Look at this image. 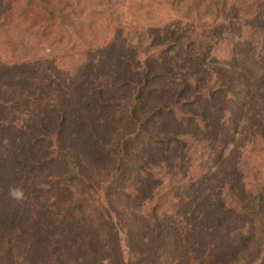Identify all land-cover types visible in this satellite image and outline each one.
I'll return each instance as SVG.
<instances>
[{"label": "trees", "instance_id": "1", "mask_svg": "<svg viewBox=\"0 0 264 264\" xmlns=\"http://www.w3.org/2000/svg\"><path fill=\"white\" fill-rule=\"evenodd\" d=\"M172 1L114 0L113 5L116 6L112 10L100 9L96 12L90 9V13L97 14L101 21L95 24L81 21L86 34L76 39L77 45L73 46L77 48L76 52L81 50L90 59L79 66L89 71L88 80L87 74L84 80L78 72L83 69L71 70L76 71L72 73V78L78 91H71V94L65 92L60 99L50 97L53 80L47 79L46 83H41L33 77H27L25 81L21 57L13 52L7 56L3 54L5 46L9 50L15 41L10 37L9 25L1 23L0 193L3 194L8 186L20 179L32 178L30 174L38 172L42 180L37 181V189L32 191L31 200L37 197V201L43 203L41 207L48 218L32 220L40 229L36 233L32 224L26 229L0 217V264H78L99 259L96 254L98 246H109V239L102 236L101 230L112 221V199L115 200L117 195L129 199L137 178L153 174L145 150L157 147L158 157L159 151L166 157L175 150H190L185 138L196 137L199 131L205 133L213 128L206 123L204 115H196V107L208 113L209 105L206 106L204 102L211 100L214 95L220 96L217 98L223 102L250 96L251 89L246 77L241 75L240 79H236L239 74L236 71H227V87L204 89L201 86L199 89V82L190 74L191 66L197 65L199 60H206L212 51L218 49L209 33L222 26L225 18L219 22L217 15L213 17L208 5V8L198 5L194 12H185L187 16L181 11L178 20H175L172 16L178 15L179 10L176 9L177 0ZM94 2L90 0L88 5ZM145 9L158 11V22L176 21L167 28L174 27L179 35L171 48L162 47L156 42L158 36L152 30L154 24L148 18H143V15L148 14V11L142 12ZM182 15L185 17L182 18ZM208 16L210 22V19L206 20ZM187 17H191V24L184 20ZM101 27L105 36L98 39L93 35V30H100ZM136 30L142 33L141 37L131 39V34ZM16 32L18 29L13 30V34ZM145 38H148L146 43H150L148 51L140 49ZM137 42L142 43L137 45ZM58 44L57 40L50 43L53 47ZM73 47L70 48L72 51ZM258 50L256 45L248 42L244 52L222 51L218 59L233 67L240 63L255 79L264 81V55ZM206 52L208 55H205ZM79 53L81 56L82 53ZM98 53L100 57H97ZM109 57L116 59L117 65L109 67L113 69L111 72H102L99 60L106 61ZM80 58H76L77 63ZM76 62L71 64L75 63L72 68L77 67ZM28 64L31 65V62ZM66 79H71L68 74ZM189 90L195 92L186 95ZM94 95H101L96 104H90V107H96L100 112L98 122L101 134H95L96 140H92V147L95 148L94 143H99L96 153L108 159L109 163L105 167L93 164L73 144V139L80 136L83 121L66 117V112L71 108ZM157 95L161 99L160 103L152 106L151 101ZM45 96L49 98L46 101L43 100ZM168 119H175L178 129L165 133L161 129ZM92 154H95V150ZM179 158L181 155L176 161ZM187 159L186 156L184 160ZM188 163L190 165L191 158ZM257 203V209L246 210V213H251L254 230L248 245L262 254L264 196L260 195ZM147 214L150 219L156 218L153 207ZM30 216L34 217L35 212ZM49 226L53 227L52 232L48 231ZM69 227L75 229L77 234L74 244L70 246L69 240L65 246L61 243V232L63 230L64 235ZM47 235L53 238L52 246L46 245L39 256L31 243ZM258 259L256 264L259 263ZM193 262L196 264L198 260Z\"/></svg>", "mask_w": 264, "mask_h": 264}, {"label": "rangeland", "instance_id": "2", "mask_svg": "<svg viewBox=\"0 0 264 264\" xmlns=\"http://www.w3.org/2000/svg\"><path fill=\"white\" fill-rule=\"evenodd\" d=\"M88 3L90 0H0V28L2 30L1 23L9 25L10 37L15 41L11 49L5 46L3 54L7 56L13 52L21 57L25 81L27 77L41 83L53 80L50 97L60 99L65 92L71 94V91H78L72 73L83 69L79 66L90 60L86 53L81 50L76 52L77 48L73 47L77 45L76 39L86 34L80 22H100L101 18L89 10H112L116 6L113 5L114 0H95L93 5ZM198 5H208L213 17L217 15L219 22L223 18L225 21L209 33L218 49L212 51L206 60L192 65L190 74L199 82V89L201 86L205 89L227 87L228 72L236 71L239 73L236 79H240L241 75L246 77L250 96L223 102L217 98L220 96L214 95L204 102L209 105L208 113L196 107V115H204L206 123L213 128L205 133L199 131L196 137L185 138L190 150H175L166 157L160 151L159 157L156 155L157 147L145 150L153 174L137 178L129 199L119 195L112 199V221L101 230L102 236L109 239V246H98L96 254L99 259L78 264H194L193 260H198L196 264H256L257 257L258 264H264V251L261 254L248 245L254 230L251 213H246L248 208L257 209L258 197L264 196V81L255 79L240 63L233 67L218 59L222 51L244 52L248 42L256 45L258 52L261 50L264 55V0H177L176 9L179 12L172 18L178 20L181 11L186 15L185 12H194ZM153 9L142 10L148 11L143 18L154 24L152 30L158 36L156 42L171 48L179 35L174 27L167 28L176 21L158 22V11ZM209 19L208 16L206 20ZM184 20L189 24L192 22L191 17ZM14 29H18L15 34ZM93 35L103 39L105 32L101 27L100 30L94 29ZM141 35L136 30L130 38L137 39ZM147 39L144 44L137 42L143 51H148L150 47ZM55 40L59 44L53 47L50 43ZM205 55H208L207 52ZM78 57L81 58L77 63ZM73 62L77 63V67L72 68L75 65H71ZM94 63L97 68V63ZM99 65L102 72H111L113 69L109 67L117 65V61L109 57L106 61L99 60ZM78 72L83 78L87 74L88 80L89 71L83 69ZM67 74L71 79H66ZM194 92L189 90L186 95ZM98 96L101 95H94L75 105L66 112V117L83 121L80 136L73 139V144L93 164L105 167L108 159L96 153L99 143H94L95 148L92 147L95 134H101L98 122L100 112L96 107H90V104L98 102ZM47 99V96L43 98ZM159 99L158 95L155 96L151 105H159ZM172 129H178V125L175 119H168L161 131L167 133ZM94 150L95 154H92ZM180 155L181 158L176 161ZM186 156L187 161L184 160ZM30 175L32 178L20 179L8 186L3 194L0 193V217L26 229L32 224L33 231L39 233L40 229L32 220L41 221L48 216L37 197L31 200L32 191L37 189L35 185L42 178L38 172ZM45 182L49 183V180ZM13 192L19 195L14 196ZM152 207L155 219H150L147 214ZM34 212L35 216H30ZM52 230L53 227L49 226L48 231ZM61 233L62 244L66 246L69 240L70 246L74 244L75 229L69 227L64 235L63 230ZM50 235L40 236L37 242L32 241L31 247L37 249L39 256L46 245L52 246Z\"/></svg>", "mask_w": 264, "mask_h": 264}, {"label": "clouds", "instance_id": "3", "mask_svg": "<svg viewBox=\"0 0 264 264\" xmlns=\"http://www.w3.org/2000/svg\"><path fill=\"white\" fill-rule=\"evenodd\" d=\"M14 196H17V195H19V193L18 192H13L12 193Z\"/></svg>", "mask_w": 264, "mask_h": 264}]
</instances>
